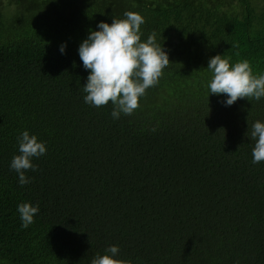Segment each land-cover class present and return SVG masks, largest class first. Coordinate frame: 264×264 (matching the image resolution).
<instances>
[{
  "label": "trees",
  "instance_id": "trees-1",
  "mask_svg": "<svg viewBox=\"0 0 264 264\" xmlns=\"http://www.w3.org/2000/svg\"><path fill=\"white\" fill-rule=\"evenodd\" d=\"M126 11L171 63L114 119L111 102L85 103L78 50ZM217 54L264 74V0H0V264H91L112 245L131 264H264L250 137L264 98L210 94ZM25 130L47 152L22 186L10 164ZM25 202L40 209L26 229Z\"/></svg>",
  "mask_w": 264,
  "mask_h": 264
},
{
  "label": "clouds",
  "instance_id": "clouds-1",
  "mask_svg": "<svg viewBox=\"0 0 264 264\" xmlns=\"http://www.w3.org/2000/svg\"><path fill=\"white\" fill-rule=\"evenodd\" d=\"M145 22V17L135 11H126L124 18L114 17L112 23L101 21L97 26L99 30H92L78 50L84 68L90 70L83 87L85 103L100 108L111 102L114 119L121 114L132 115L139 109L147 90L159 83L164 69L171 63L169 53L157 41L156 33L142 39L141 25ZM65 48L66 45H61L60 51L64 52ZM206 69L212 73L207 85L210 94L226 95L227 99L222 102L227 106L239 99L259 101L264 98V74H254L248 60L233 64L230 57L217 54L210 58ZM250 137L255 141L252 162H264V122L257 120L251 125ZM17 140L19 154L14 155L10 167L18 174L23 186L31 182L26 173L39 170L33 158L45 155L47 147L27 130ZM39 210V204H19L21 227L26 229L34 223ZM119 251L118 246H109L105 254H97L91 264H131L118 258Z\"/></svg>",
  "mask_w": 264,
  "mask_h": 264
},
{
  "label": "rangeland",
  "instance_id": "rangeland-1",
  "mask_svg": "<svg viewBox=\"0 0 264 264\" xmlns=\"http://www.w3.org/2000/svg\"><path fill=\"white\" fill-rule=\"evenodd\" d=\"M10 8L12 9V7H8V9H10Z\"/></svg>",
  "mask_w": 264,
  "mask_h": 264
}]
</instances>
